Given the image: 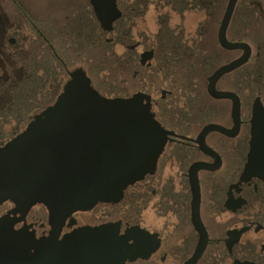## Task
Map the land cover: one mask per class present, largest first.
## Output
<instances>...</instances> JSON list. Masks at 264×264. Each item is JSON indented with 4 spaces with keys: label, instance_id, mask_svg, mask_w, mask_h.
<instances>
[{
    "label": "flooded vegetation",
    "instance_id": "obj_1",
    "mask_svg": "<svg viewBox=\"0 0 264 264\" xmlns=\"http://www.w3.org/2000/svg\"><path fill=\"white\" fill-rule=\"evenodd\" d=\"M96 2L0 0V149L82 73L137 98L164 148L116 202H2L0 264H85L96 245L70 239L102 229L120 264H264V0Z\"/></svg>",
    "mask_w": 264,
    "mask_h": 264
},
{
    "label": "water",
    "instance_id": "obj_2",
    "mask_svg": "<svg viewBox=\"0 0 264 264\" xmlns=\"http://www.w3.org/2000/svg\"><path fill=\"white\" fill-rule=\"evenodd\" d=\"M76 79L24 134L0 149V204L10 200L31 208L43 203L54 219L61 208L85 211L99 202H116L129 185L155 170L166 134L149 110L137 98L110 101L86 92L89 79L83 73ZM113 237L105 229L81 232L70 240L93 241L98 255L72 259L120 264ZM24 244L18 234V254L26 250Z\"/></svg>",
    "mask_w": 264,
    "mask_h": 264
}]
</instances>
